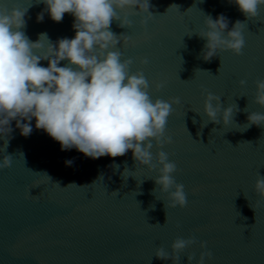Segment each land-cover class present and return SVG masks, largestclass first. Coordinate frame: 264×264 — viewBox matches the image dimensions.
<instances>
[{
  "label": "water",
  "instance_id": "obj_1",
  "mask_svg": "<svg viewBox=\"0 0 264 264\" xmlns=\"http://www.w3.org/2000/svg\"><path fill=\"white\" fill-rule=\"evenodd\" d=\"M150 4L154 17L146 26L138 7L118 12L131 27L112 22L110 30L129 41L121 40L113 50L134 61L132 73H144L153 101L181 100L167 123L173 143L163 150L177 165L175 179L184 185L187 206L167 207V194L159 187L153 193L158 173L136 165L131 151L88 158L75 148L61 151L58 142L35 128V119L27 138L13 121L8 146L0 139V161L13 155L12 167L0 170V264H173L156 258L157 249L171 254L175 240L191 237L197 244L180 254L179 264H189L190 255L196 258L191 264H198L205 251L200 242L213 254L205 264H264V201L255 191L257 174L264 176V128L245 130L250 113H264L255 103L256 81L264 80V9L247 20L229 0ZM0 7L28 9L22 31L32 42L41 33L53 44L75 37L74 17L66 13L62 22H54L42 0H0ZM41 12L44 20L38 23ZM220 14L230 21L228 30L237 20L245 22L243 54L219 52L206 62V41L196 33L207 30V16ZM41 43L36 54L42 56L48 41ZM40 63L48 67V61ZM241 80L247 81L243 88ZM159 82L165 87L157 91ZM206 92L220 96L225 108L238 105L235 122L208 124ZM157 151L154 147V156ZM68 160L72 166H66ZM125 167L130 171L123 177ZM73 183L80 187H67Z\"/></svg>",
  "mask_w": 264,
  "mask_h": 264
},
{
  "label": "clouds",
  "instance_id": "obj_2",
  "mask_svg": "<svg viewBox=\"0 0 264 264\" xmlns=\"http://www.w3.org/2000/svg\"><path fill=\"white\" fill-rule=\"evenodd\" d=\"M42 2L56 23L62 22L66 13L71 14L76 34L73 39L61 38L53 44L46 33H41L38 41L32 42L22 31L27 27L25 16L28 9L0 7V139H4L8 146L14 131L11 127L13 121L20 134L29 137L33 131L31 122L35 119V128L58 142L61 151L75 148L92 159L123 157L131 151L136 165L158 173L153 193L159 187L163 194H167V207L185 208L188 199L184 185L175 179L177 165L163 150L173 143L172 137L166 135L167 123L173 114V105H180L181 100L177 97L171 102L153 101L144 73H132L134 61L113 50L118 49L121 40L124 45L129 41L125 34L117 36L110 30L112 22L119 21L121 28L131 27L130 20L121 18L118 12L138 7L136 12L142 14V25L146 26L154 17L149 10L150 0ZM229 3L237 6L247 20L257 18L264 9V0H229ZM43 20L44 12H41L37 22ZM229 23L223 14L216 19L209 15L205 21L207 30L196 33L206 41L202 50L206 62L219 56V52L243 54L245 22L237 20L231 30H228ZM45 39L48 41L46 53L37 55L36 52L44 47L41 41ZM41 60L48 61V67L41 66ZM61 61H68V64L61 67ZM141 63L147 65L149 61L144 59ZM246 84V80L240 81L242 88ZM155 87L160 91L165 84L159 82ZM256 89L255 103L264 108V80L256 81ZM239 111L237 104L235 109L233 106L225 108L220 96L206 92L204 113L208 124L219 125L222 120L223 126L228 127L235 122ZM247 125L245 130L253 125L264 128V113H250ZM154 147L158 149L155 156ZM12 163L13 155H4L0 170L11 168ZM65 163L72 166L74 162L68 160ZM114 167L119 169V165ZM128 171L125 167L123 177ZM70 185L77 186L73 183L67 187ZM255 191L260 201H264V176L260 173L257 174ZM196 244L195 237L178 238L172 244L171 254L159 247L155 256L179 264L180 254ZM200 248L205 251L200 253L198 264H205L213 254L206 250V242H200ZM187 258L189 264L196 259L194 255Z\"/></svg>",
  "mask_w": 264,
  "mask_h": 264
}]
</instances>
